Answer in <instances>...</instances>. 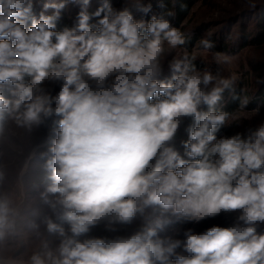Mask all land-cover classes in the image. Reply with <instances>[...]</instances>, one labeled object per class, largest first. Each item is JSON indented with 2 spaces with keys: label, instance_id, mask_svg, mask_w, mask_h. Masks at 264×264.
<instances>
[{
  "label": "clouds",
  "instance_id": "1",
  "mask_svg": "<svg viewBox=\"0 0 264 264\" xmlns=\"http://www.w3.org/2000/svg\"><path fill=\"white\" fill-rule=\"evenodd\" d=\"M33 7V0H0V123L12 118L31 131L58 118L56 138L42 154L50 183L40 196L68 227L45 216L59 244L33 254L31 264H264V233L257 231L264 223V124L246 138H217L229 113L216 106L235 81L198 70L188 55L169 63L178 74L158 79L165 44L187 43L163 16L145 23L105 3L57 31L65 4L45 3L52 15L41 13L27 27ZM102 13L93 30L90 19ZM200 43L213 47L207 39ZM45 81L61 82L58 94L47 92ZM247 104L240 99V108ZM187 117L196 126L183 143L184 159L170 144ZM154 205L195 222L222 211L240 215L231 227L189 229L184 239H160L170 223L161 218L128 237L87 238L102 221L116 231L114 225L131 224ZM18 216L0 196V241L16 233Z\"/></svg>",
  "mask_w": 264,
  "mask_h": 264
},
{
  "label": "rangeland",
  "instance_id": "2",
  "mask_svg": "<svg viewBox=\"0 0 264 264\" xmlns=\"http://www.w3.org/2000/svg\"><path fill=\"white\" fill-rule=\"evenodd\" d=\"M159 0H89L87 6L83 0H33V10L27 21V27L31 26L32 19L39 20L41 13L45 16L52 15L53 9H44L45 3H61L65 7L61 10L60 18L56 23L61 30L65 27L73 28L78 24V14L86 10L88 14L108 3L113 10L128 9L137 21L147 23L153 16L168 19L173 26V20L167 13L174 12L173 4L177 0H167V8L159 12ZM188 15L177 28L187 39V43L175 49H169L165 44L166 52L162 57L163 71L158 78L161 81L171 79L174 73L169 63L173 59H181L184 55L194 57L195 65L202 67L198 70H210L218 78H227L235 81L232 90H226L223 98L216 106L217 111L229 101L232 91L241 88L243 99L248 100L245 108H236L234 113L226 121L227 128H231L234 135L241 134L246 138L249 130H254L264 124V42L238 48L241 36L248 39L258 38L264 28L260 27V5L263 0H194ZM150 7L145 13L142 8ZM255 12V14H253ZM260 17H258L259 15ZM103 17L92 16L89 23L93 30L98 26V21ZM55 29V30H56ZM207 39L213 43L211 49H204L201 40ZM236 42V43H235ZM190 43V44H188ZM188 44V46H187ZM221 44L225 50L218 51L215 45ZM189 46L191 49H189ZM236 48L227 51V48ZM201 62L202 64H199ZM95 87L94 82H90ZM61 82L45 81L43 87L52 95L58 94ZM4 94L10 96L9 86H2ZM240 104V103H239ZM207 111V106L202 108ZM53 117L44 124L34 127L31 131L17 126L14 119L7 118L0 123V171L5 173V179L0 182V196H7L12 201V206L17 209V229L13 236L0 241V264H31L33 254H43L48 249H55L59 244L57 234L49 233L42 223L45 216H51L56 220L51 209L41 199L40 193L45 190L50 181L47 177L50 170L46 169L47 157L42 156L47 152L53 140L56 138L54 130L57 128ZM196 126V122L190 118H184L174 140L173 147L182 158L184 155L183 143L189 139V130ZM220 131V130H219ZM222 138V136L217 137ZM264 171V168L261 169ZM39 186L38 189L36 186ZM51 198V194H49ZM240 211L221 212L216 217L206 218L200 222L189 221L186 218H177L170 212L164 213L159 205L146 209L143 217H138L131 224H116V231H108L106 221L92 228L87 238H115L128 237L142 229L157 218L170 221L164 231L159 233L160 239H184L186 230L195 233H203L210 227H231L238 222ZM29 222H35L39 227L32 228ZM257 231L264 233V223L257 224ZM86 237H81L84 239ZM47 244V248L45 245Z\"/></svg>",
  "mask_w": 264,
  "mask_h": 264
},
{
  "label": "trees",
  "instance_id": "3",
  "mask_svg": "<svg viewBox=\"0 0 264 264\" xmlns=\"http://www.w3.org/2000/svg\"><path fill=\"white\" fill-rule=\"evenodd\" d=\"M166 1L167 0H159L158 1V3H159V8H158L159 12H162V11H164L167 8ZM194 2H196V1H194V0H177L173 4V6L175 8L174 12H173L174 16H170V19L173 20V26L172 27L177 29L183 23V20H184L185 16L188 15V12H189L192 4H194ZM260 11H261V14H264V0H263L262 5H260ZM253 14H255V12ZM260 15L258 17H260ZM260 19L262 20L260 22V27L264 28L263 16H261ZM56 30L60 31L61 29L58 26ZM257 36H258V38L256 37L254 39L253 38L252 39H248L246 36H241L240 40L238 42V44H239L238 48H244V47L249 46V45H254V43L255 44L263 43L264 42V29L262 30L261 34L257 35ZM188 44H190V43H188ZM188 44H187V46H188ZM215 47L217 48L218 51L225 50V47H223L221 44L215 45ZM189 49H191L190 46H189ZM235 49L236 48L233 49L231 47V48H227V51H230V50L234 51ZM199 64H202V63L199 62ZM196 67H197V69H201L202 68V67H200V65H196ZM234 97H236V98H234ZM240 99H243L241 88H239L238 90L232 91L229 101L224 105V107L220 108V110L223 111V112L229 113V116L232 115L234 113V111L236 110V108H238L240 106V104H239L240 103ZM260 109L264 110V107L261 106ZM188 118H190L191 121L194 120L191 117H188ZM227 126L228 125H225V126H223L220 129V131L217 133V137L218 136L231 137V136L234 135L232 133L231 128H227Z\"/></svg>",
  "mask_w": 264,
  "mask_h": 264
}]
</instances>
